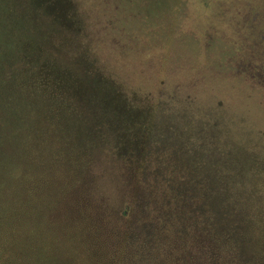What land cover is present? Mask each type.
<instances>
[{
    "label": "trees",
    "instance_id": "16d2710c",
    "mask_svg": "<svg viewBox=\"0 0 264 264\" xmlns=\"http://www.w3.org/2000/svg\"><path fill=\"white\" fill-rule=\"evenodd\" d=\"M14 1L28 20L12 34L23 26L31 41L0 44V264H103L104 251L111 264H264L253 87L239 93L243 118L219 100L200 101L192 114L143 90L139 83L164 80L144 73V62L130 66L136 58L126 39L108 32L117 24L99 21V9L80 10L77 0ZM215 64L208 75L217 81ZM105 143L137 188L134 202L124 195L113 211L131 221L123 232L92 202L87 165ZM70 205L90 224L83 220V231L72 224L73 236L62 223L59 240L57 218L72 217Z\"/></svg>",
    "mask_w": 264,
    "mask_h": 264
},
{
    "label": "rangeland",
    "instance_id": "374dc122",
    "mask_svg": "<svg viewBox=\"0 0 264 264\" xmlns=\"http://www.w3.org/2000/svg\"><path fill=\"white\" fill-rule=\"evenodd\" d=\"M77 4L80 10L99 9V21L118 25L109 28L108 32L126 39L132 58H136L128 62L131 67H137L136 61L144 62V73L164 80L165 86L139 83L143 90L152 89L156 95H165L164 98L190 113H195L193 110L200 101L219 100L231 107L233 114L229 112L228 117L231 114L243 118L246 111L242 113V99L245 98L241 99L239 93L244 87L248 90L253 87L257 98L251 117L257 128L253 150L257 157L259 153L264 157V0H77ZM18 8L14 0H0V44L11 46L14 43L20 47L21 43H27L28 47L31 38L25 27L22 26L18 34L15 29L14 36L12 34L14 25L28 20L26 16L23 19ZM101 16H106L105 20ZM214 63L219 64L216 71L223 74L217 81L209 80L208 75ZM117 65L116 62V68ZM108 67L112 72H118L113 66ZM197 80L202 82L199 84ZM203 122L201 118L200 123ZM234 134L238 135L236 130ZM86 135L90 136V131ZM86 135L80 142L83 149L90 145ZM110 148L109 143L98 147L92 162L87 165L94 175L90 192L92 202L103 205L108 219L112 220L109 226L123 232L130 227L131 221L120 218L113 211L119 208L124 195L134 202L137 188L132 191V185L127 184L125 162ZM235 152L239 154L238 150ZM58 188L52 192L48 187V194ZM61 193L60 190L52 197L56 199ZM73 209L70 205L72 217L67 219L62 213L57 218L59 240L65 238L62 223H67L73 236L72 224L81 231L87 229L80 225L83 220L90 224L88 216L87 219L77 216V210L73 213ZM97 258L103 264H111L105 251L97 254Z\"/></svg>",
    "mask_w": 264,
    "mask_h": 264
}]
</instances>
